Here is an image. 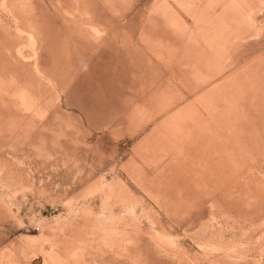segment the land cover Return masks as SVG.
<instances>
[{"label": "rangeland", "instance_id": "obj_1", "mask_svg": "<svg viewBox=\"0 0 264 264\" xmlns=\"http://www.w3.org/2000/svg\"><path fill=\"white\" fill-rule=\"evenodd\" d=\"M0 264H264V0H0Z\"/></svg>", "mask_w": 264, "mask_h": 264}]
</instances>
